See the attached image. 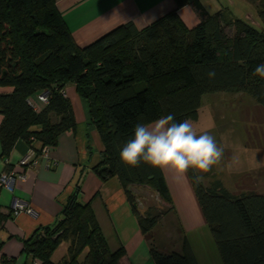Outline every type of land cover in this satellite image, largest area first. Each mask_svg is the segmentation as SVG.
<instances>
[{
    "label": "trees",
    "instance_id": "obj_1",
    "mask_svg": "<svg viewBox=\"0 0 264 264\" xmlns=\"http://www.w3.org/2000/svg\"><path fill=\"white\" fill-rule=\"evenodd\" d=\"M56 1L0 0V86L12 88L0 93L1 157L6 159L18 140L29 146L37 141L40 151L74 129L72 104L63 94L66 84H74L103 145L93 170L102 179H119L147 238L160 218L174 211L173 202L161 169L143 162L127 166L120 151L136 124L168 114L176 122L197 121L206 94L240 92L264 109V79L254 75L264 64V0H251L260 26L243 18L248 7L239 0L238 11L226 3L214 13L201 0H174L173 10L145 27L128 21L83 47L74 42ZM186 5L199 17L192 27L178 14ZM212 70L216 76L209 79ZM41 92L46 105L36 112L29 98ZM5 169L10 171L7 164ZM195 174L187 172L223 263L264 264V194L236 196L219 181L197 184ZM129 185L152 189L168 207L141 212ZM76 191L53 226L24 242L28 264H120L122 249H108L92 208L79 201V187ZM1 209L0 228L9 217ZM62 241L66 254L53 262ZM151 255L154 264H198L186 238L181 252L152 247Z\"/></svg>",
    "mask_w": 264,
    "mask_h": 264
},
{
    "label": "crops",
    "instance_id": "obj_2",
    "mask_svg": "<svg viewBox=\"0 0 264 264\" xmlns=\"http://www.w3.org/2000/svg\"><path fill=\"white\" fill-rule=\"evenodd\" d=\"M201 3L209 13L217 12L228 4L226 0H209L212 6L210 8L206 6L204 0H201ZM56 7L76 45L83 47L128 21H133L136 27L141 29L173 10L175 2L57 0ZM178 14L188 27L199 22L198 15L189 5L179 8ZM11 91L12 88L9 86H0V93ZM38 94L34 93L29 98V103L36 112L43 110L46 105L38 99ZM63 94L72 104L76 125L74 129L59 135L56 145L48 147L46 157L40 156L39 142L34 141L32 146H29L25 141L18 140L9 156L4 159L1 157L0 144V176L7 172L6 164L15 176L13 190L9 191L2 187L0 191L1 210L9 215L0 228V264H28V257L23 252L24 242L31 239L37 230L55 224L65 204L77 192V187L78 199L81 203H88L92 208L108 249L112 252L122 249L119 263L154 264L151 255L152 245L140 230L138 217L132 210L126 189L117 177L102 179L93 170L101 159L103 145L98 131L89 122L86 102L78 96L72 83L66 84ZM1 120L0 115V123ZM199 120L200 111L198 120L195 121L197 126ZM213 128L210 125L198 129V133L207 132L219 140L221 134ZM24 156H28L29 160L37 159V164L21 166L20 161ZM162 172L174 206L172 215L200 264L189 234L209 228L191 182L187 173L182 176L171 168L163 169ZM14 198L25 201L33 213L23 212L13 216L11 210ZM65 243L60 252L58 247L53 251L51 255L53 262H58L65 256L68 247L67 242ZM181 249L182 246L176 252H181Z\"/></svg>",
    "mask_w": 264,
    "mask_h": 264
},
{
    "label": "rangeland",
    "instance_id": "obj_3",
    "mask_svg": "<svg viewBox=\"0 0 264 264\" xmlns=\"http://www.w3.org/2000/svg\"><path fill=\"white\" fill-rule=\"evenodd\" d=\"M239 1L250 10L256 7V3L251 0ZM204 2L207 7H212L209 0ZM238 10V6L233 7V11ZM199 111L198 126L195 121H191L196 131L213 126V130L221 134L219 140H215L224 148L223 160L208 173L200 174L203 176L202 184L210 186L219 181L236 196L250 192L264 194V109L250 95L232 91L205 95ZM257 162H261L259 166ZM155 198L160 209L168 207L157 195ZM137 206L142 210L139 202ZM147 239L153 248L164 252L178 250L184 240L172 212L160 218ZM189 239L200 264H224L207 227L190 233ZM65 244L64 241L60 242L59 252Z\"/></svg>",
    "mask_w": 264,
    "mask_h": 264
},
{
    "label": "clouds",
    "instance_id": "obj_4",
    "mask_svg": "<svg viewBox=\"0 0 264 264\" xmlns=\"http://www.w3.org/2000/svg\"><path fill=\"white\" fill-rule=\"evenodd\" d=\"M254 75L264 79V64L255 68ZM207 76L213 79L216 73L212 70ZM119 157L130 167L143 162L161 170L174 169L182 176L192 169L199 184L203 180L200 174L208 173L223 160L224 148L207 132L198 134L190 120L176 122L174 115L168 114L150 123L136 124L133 137L123 146Z\"/></svg>",
    "mask_w": 264,
    "mask_h": 264
},
{
    "label": "built area",
    "instance_id": "obj_5",
    "mask_svg": "<svg viewBox=\"0 0 264 264\" xmlns=\"http://www.w3.org/2000/svg\"><path fill=\"white\" fill-rule=\"evenodd\" d=\"M38 99L41 102L46 103V94L45 92H41L38 94ZM48 152V146H43L40 150V156H47ZM37 164V159L34 160H29L28 156H24L21 161L20 165L21 166H35ZM14 174L12 171L6 172L0 176V186L3 188L8 189L9 191L13 190V182H14ZM22 177V176H21ZM27 213V214H32L33 210L32 208L22 199L20 198H14L13 203H12V210L11 213L13 216H16L20 213Z\"/></svg>",
    "mask_w": 264,
    "mask_h": 264
},
{
    "label": "water",
    "instance_id": "obj_6",
    "mask_svg": "<svg viewBox=\"0 0 264 264\" xmlns=\"http://www.w3.org/2000/svg\"><path fill=\"white\" fill-rule=\"evenodd\" d=\"M230 6L235 4V0H226ZM244 19L249 21L251 24L260 26L259 21L256 19L255 14L252 10H247L244 14ZM127 189L136 196L137 202H139L142 205L141 212L146 211L150 207H159L158 200L155 198V196L158 194L153 191L152 189L146 187V186H136V185H129Z\"/></svg>",
    "mask_w": 264,
    "mask_h": 264
}]
</instances>
